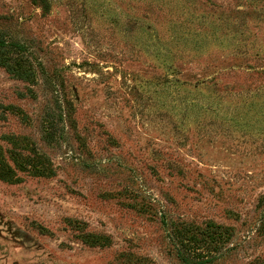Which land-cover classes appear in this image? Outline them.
I'll return each instance as SVG.
<instances>
[{
    "label": "rangeland",
    "instance_id": "rangeland-1",
    "mask_svg": "<svg viewBox=\"0 0 264 264\" xmlns=\"http://www.w3.org/2000/svg\"><path fill=\"white\" fill-rule=\"evenodd\" d=\"M0 40V264H264V0H0Z\"/></svg>",
    "mask_w": 264,
    "mask_h": 264
},
{
    "label": "trees",
    "instance_id": "trees-1",
    "mask_svg": "<svg viewBox=\"0 0 264 264\" xmlns=\"http://www.w3.org/2000/svg\"><path fill=\"white\" fill-rule=\"evenodd\" d=\"M3 42L0 40V44H2ZM22 47V46H20ZM176 238H177V241L180 243L181 247L184 246V240L182 238V236H180V233H177L176 234ZM178 255L179 257L181 258V260L183 261V263L185 264H193V261H192V255H191V252H181L180 248L178 247ZM205 261L207 260H198V262H196V264H201V263H204Z\"/></svg>",
    "mask_w": 264,
    "mask_h": 264
}]
</instances>
